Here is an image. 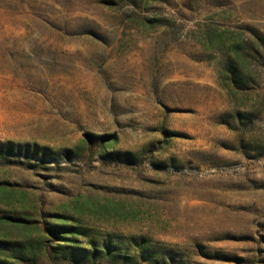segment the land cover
<instances>
[{"label":"rangeland","instance_id":"374dc122","mask_svg":"<svg viewBox=\"0 0 264 264\" xmlns=\"http://www.w3.org/2000/svg\"><path fill=\"white\" fill-rule=\"evenodd\" d=\"M211 29L264 35V0H0V143L23 150L0 218L25 222L0 239L39 246L17 264H264V67L229 96Z\"/></svg>","mask_w":264,"mask_h":264},{"label":"trees","instance_id":"16d2710c","mask_svg":"<svg viewBox=\"0 0 264 264\" xmlns=\"http://www.w3.org/2000/svg\"><path fill=\"white\" fill-rule=\"evenodd\" d=\"M251 35L243 38L239 33L230 29H211L205 35V46L212 53H219L223 59L221 67L218 70L219 85L233 98L239 99L246 94L256 90L259 84L260 75L257 70L259 66L264 67V35L251 29ZM263 104L254 99L249 106L243 108L242 111H236L231 117L232 125L236 127L243 126V133L248 129L246 127L253 123L262 112ZM229 127L230 124L227 123ZM240 129V128H239ZM22 149L15 148L12 145H3L0 143V158L6 157L8 154H21ZM38 151L30 152L26 148L25 154L39 156ZM42 155L47 159L49 153ZM24 220L12 217L0 218V225L6 227H25ZM65 229V228H63ZM69 230H63L58 237L63 239ZM66 234V235H65ZM39 246L28 240L21 243H8L0 239V264H17L36 260L39 255L36 248ZM143 249L139 250L142 253ZM66 257L67 254H63ZM69 255V253H68Z\"/></svg>","mask_w":264,"mask_h":264}]
</instances>
